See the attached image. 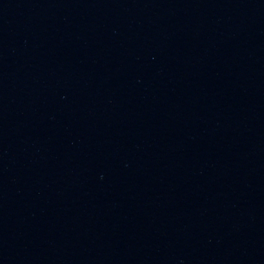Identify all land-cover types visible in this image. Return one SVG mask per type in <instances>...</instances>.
<instances>
[{
  "label": "water",
  "instance_id": "obj_1",
  "mask_svg": "<svg viewBox=\"0 0 264 264\" xmlns=\"http://www.w3.org/2000/svg\"><path fill=\"white\" fill-rule=\"evenodd\" d=\"M0 264H264V0H0Z\"/></svg>",
  "mask_w": 264,
  "mask_h": 264
}]
</instances>
